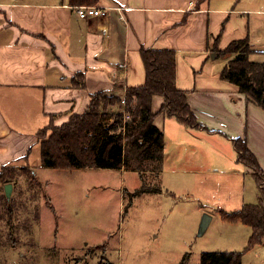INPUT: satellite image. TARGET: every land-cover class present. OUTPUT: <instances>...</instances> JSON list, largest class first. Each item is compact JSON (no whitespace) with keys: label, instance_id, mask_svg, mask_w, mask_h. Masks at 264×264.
I'll return each mask as SVG.
<instances>
[{"label":"crops","instance_id":"obj_1","mask_svg":"<svg viewBox=\"0 0 264 264\" xmlns=\"http://www.w3.org/2000/svg\"><path fill=\"white\" fill-rule=\"evenodd\" d=\"M74 5L70 0H0V168L27 162L22 157L27 152L29 163L39 143L37 130L82 113L93 92L123 97L127 86L143 83L141 46L176 51V83L187 91L198 120L214 129L189 127L160 113L164 98L155 95L153 123L163 133L164 148L167 139L181 150L225 132L227 139L245 136L259 158L251 116L264 119V110L220 77L211 48L248 38L253 52H264L263 44L254 42L264 38V0H95L93 5L108 8L107 14L87 18ZM78 72L84 73V86L74 80ZM165 161L163 154L158 172L142 171V177L149 172L156 178L161 191Z\"/></svg>","mask_w":264,"mask_h":264},{"label":"rangeland","instance_id":"obj_2","mask_svg":"<svg viewBox=\"0 0 264 264\" xmlns=\"http://www.w3.org/2000/svg\"><path fill=\"white\" fill-rule=\"evenodd\" d=\"M254 42L264 48V38ZM249 58L264 61V52ZM223 65L214 61V68ZM251 118L264 169V119L254 112ZM221 133L181 150L166 138L162 191L132 196L156 178L134 169L45 167L35 144L29 163L14 164L8 196L7 182L0 181V197L10 206L7 212L0 198V264H200L201 253L211 250L243 251L242 264H264L263 243L246 248L251 227L220 214L260 198L252 170L237 161L231 137ZM205 214L211 220L201 230Z\"/></svg>","mask_w":264,"mask_h":264},{"label":"trees","instance_id":"obj_3","mask_svg":"<svg viewBox=\"0 0 264 264\" xmlns=\"http://www.w3.org/2000/svg\"><path fill=\"white\" fill-rule=\"evenodd\" d=\"M70 1L95 3V0ZM211 49L224 61L220 77L236 84L248 101L264 110V61L249 58L254 50L248 38L232 40L222 49ZM140 54L145 68L143 83L127 86L123 97L104 90L93 92L82 113H73L60 125L49 122L37 130L43 166L61 169L124 167L137 170L141 177L145 170L158 172L162 168L164 138L162 131L153 123L156 113L152 111L151 104L155 95L164 98L160 113L174 117L186 126L214 131L198 120L187 100V91L176 83V51L141 46ZM74 80L78 86H84V73L78 72ZM231 141L237 160L252 170L260 198L257 203H244L238 210L228 212L220 209V214L226 220L251 227L246 247L250 248L264 241V169L248 147L245 136H232ZM22 157L28 163V152ZM17 171L12 164L2 166L0 181L10 182ZM31 174L34 179L33 172ZM160 191L159 186L144 182L130 195ZM0 198L10 212L7 198ZM242 255L243 251L238 250L203 251L200 264H242Z\"/></svg>","mask_w":264,"mask_h":264},{"label":"built area","instance_id":"obj_4","mask_svg":"<svg viewBox=\"0 0 264 264\" xmlns=\"http://www.w3.org/2000/svg\"><path fill=\"white\" fill-rule=\"evenodd\" d=\"M75 11L80 17H90L107 14L108 8L99 7L93 4H78L73 6ZM125 118L128 117L127 114L124 115Z\"/></svg>","mask_w":264,"mask_h":264},{"label":"water","instance_id":"obj_5","mask_svg":"<svg viewBox=\"0 0 264 264\" xmlns=\"http://www.w3.org/2000/svg\"><path fill=\"white\" fill-rule=\"evenodd\" d=\"M11 187H12V184H11V183H6V184H5V187H4V188H5V194H6L7 196L9 195V193H10V191H11ZM210 220H211V216H209L208 214H205V215L202 217V219H201L200 229H201V230H204V229L208 226Z\"/></svg>","mask_w":264,"mask_h":264}]
</instances>
